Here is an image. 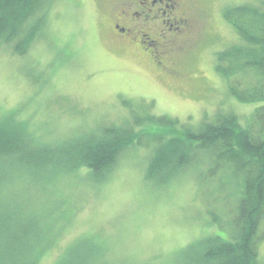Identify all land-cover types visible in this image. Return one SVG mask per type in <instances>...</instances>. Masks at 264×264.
I'll list each match as a JSON object with an SVG mask.
<instances>
[{"label": "rangeland", "instance_id": "rangeland-1", "mask_svg": "<svg viewBox=\"0 0 264 264\" xmlns=\"http://www.w3.org/2000/svg\"><path fill=\"white\" fill-rule=\"evenodd\" d=\"M190 1L194 29L165 57L168 71L111 34L114 0H47L42 28L25 53L0 48V122H20L27 138L54 152L107 126L152 133L162 128L154 120L162 117L175 121L168 135L227 113L245 126L262 102L237 99L229 84L243 89L245 80L222 77L215 58L238 40L225 9L260 2ZM154 145L125 148L99 181L81 167L15 182L29 208L53 228L37 264L88 257L97 264H190L187 245L231 235L239 190L232 172L220 167L210 174L212 161L199 154L195 165L156 183L146 176ZM258 236L257 263L264 264V220Z\"/></svg>", "mask_w": 264, "mask_h": 264}, {"label": "trees", "instance_id": "trees-1", "mask_svg": "<svg viewBox=\"0 0 264 264\" xmlns=\"http://www.w3.org/2000/svg\"><path fill=\"white\" fill-rule=\"evenodd\" d=\"M46 1L0 0V48L8 46L18 55L25 53L42 28ZM259 2L225 9L224 18L238 40L218 51L215 58V70L222 77L245 80L243 89L238 86L240 82H229L237 99L262 102L245 126L227 113L214 121H203L197 128L182 126L168 135L175 121L152 117L157 128L162 127L155 132L148 133L132 125L107 126L82 135L64 151L54 152L52 146L36 144L27 138L20 122L10 123L6 119L5 123L0 122V264H37L52 241L46 235V231L53 230L51 224L45 223L46 216L29 208V201L15 189L17 180H43L49 170L74 171L86 167L94 180L99 181L125 148L147 145L149 140L155 145L146 176L156 183L167 182L195 165L203 155L213 163L210 174L221 167L230 170L238 180L231 235L227 239L210 235L187 245V251H192L189 263L258 264V227L264 220V0ZM197 245L202 246L195 250ZM59 260L53 264L64 262L58 263ZM71 264L97 263L88 257L85 262L77 258Z\"/></svg>", "mask_w": 264, "mask_h": 264}, {"label": "flooded vegetation", "instance_id": "flooded-vegetation-1", "mask_svg": "<svg viewBox=\"0 0 264 264\" xmlns=\"http://www.w3.org/2000/svg\"><path fill=\"white\" fill-rule=\"evenodd\" d=\"M109 19L111 34L120 42L141 49L157 68L165 57L179 51L192 35L190 0H114Z\"/></svg>", "mask_w": 264, "mask_h": 264}]
</instances>
